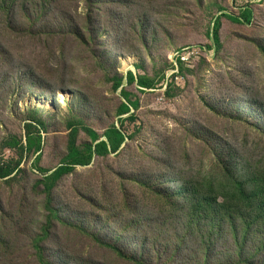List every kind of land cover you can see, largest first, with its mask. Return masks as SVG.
I'll return each mask as SVG.
<instances>
[{
  "label": "rangeland",
  "instance_id": "rangeland-1",
  "mask_svg": "<svg viewBox=\"0 0 264 264\" xmlns=\"http://www.w3.org/2000/svg\"><path fill=\"white\" fill-rule=\"evenodd\" d=\"M246 8L249 25L226 17ZM30 122L39 159L5 147ZM72 126L80 145L83 126L126 142L63 177L48 207L38 168L61 163ZM8 159L0 264H264V0H0Z\"/></svg>",
  "mask_w": 264,
  "mask_h": 264
},
{
  "label": "trees",
  "instance_id": "trees-1",
  "mask_svg": "<svg viewBox=\"0 0 264 264\" xmlns=\"http://www.w3.org/2000/svg\"><path fill=\"white\" fill-rule=\"evenodd\" d=\"M228 19L237 24L249 25L253 20V12L251 9L246 8L243 10L241 16L232 17L227 16ZM220 21L215 23L212 33V39L216 51H220L222 45L220 41ZM135 77L132 73L129 75V82H133ZM138 84L145 88H154L155 82L146 76H141L138 79ZM121 85V80H117L114 88L117 90ZM126 94V92H125ZM130 111V107L127 103L123 102L119 106V114H126ZM82 129L90 137V141L80 145L78 144V133L79 129L72 126L69 132L68 145H67V155L63 158L61 163L55 167L53 170H44L38 168L42 172V178L39 180V184L43 189V192L47 196V206L52 200L53 190L55 189L57 183L66 175L72 173L77 166H87L91 164L95 156L105 157L111 153H116L120 150L122 145L126 142L125 133L112 126L107 129L104 133V138L97 134L92 128L83 126ZM25 139L20 140L16 136H11L7 139L5 147L11 149L19 150V154L23 157L24 153L37 155V159L40 158L41 151L43 148L42 134L34 123H26L25 125ZM20 167V162L14 159L4 160L0 163V178L8 179L14 173L18 172ZM51 219H49L47 225H45V235L41 237V240H45L48 236L49 229L51 228ZM44 252L40 251L38 253L39 264H47V260L44 257Z\"/></svg>",
  "mask_w": 264,
  "mask_h": 264
}]
</instances>
